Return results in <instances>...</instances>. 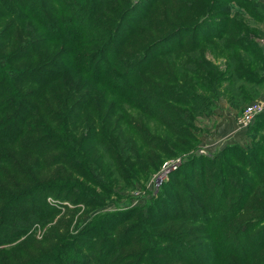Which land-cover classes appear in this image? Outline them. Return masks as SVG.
I'll return each mask as SVG.
<instances>
[{
    "label": "trees",
    "instance_id": "1",
    "mask_svg": "<svg viewBox=\"0 0 264 264\" xmlns=\"http://www.w3.org/2000/svg\"><path fill=\"white\" fill-rule=\"evenodd\" d=\"M169 1L177 13L158 0H0V251L9 250L0 264H167L176 256L153 229L183 202L167 204L171 183L185 187L187 209L214 204L201 216L226 246L214 259L264 264V112L248 127L251 145L190 156L124 228L134 213L90 221L74 236L60 231L67 224L50 226L32 240L34 225L56 213L48 197L102 206L156 169L153 145L169 144L127 108L187 137L221 95L243 108L264 91L260 1Z\"/></svg>",
    "mask_w": 264,
    "mask_h": 264
},
{
    "label": "rangeland",
    "instance_id": "2",
    "mask_svg": "<svg viewBox=\"0 0 264 264\" xmlns=\"http://www.w3.org/2000/svg\"><path fill=\"white\" fill-rule=\"evenodd\" d=\"M151 1L152 0H144L145 6H150ZM161 1L165 3L166 11L167 9H170L172 5V12L177 13V6L173 1L158 0V3ZM158 3L156 5V9L165 13L166 11L163 8L164 4L158 5ZM261 3L264 5L263 2ZM145 6H143L142 8L146 9ZM140 15H138L137 13L132 17L129 16L128 19L130 20L127 21L128 26H132L140 17ZM159 37H161L159 33H155V35L153 34V38L158 39ZM158 50H162V47L154 51L155 53H153L152 55L153 58L158 56ZM158 58L159 56L157 57V59ZM127 111L130 115L141 116L143 124L146 123L147 125L152 127L150 128V133L158 138H164L169 144L170 149H168V151L163 149L164 147L162 143L153 145L159 147L160 149L154 150L160 160V162L156 166V169L154 171H151L147 177L141 176L139 179H137V182H135L132 187H116L115 189H113L111 193L106 194V196L104 197L105 200L102 206H85L81 203L74 205L70 200H57L52 197H48L47 201L55 206L54 208L56 210V213L51 217V220L48 223L34 225L31 236L32 240L35 239L37 244H39L37 241L42 239L50 226H58V224H60L61 226L65 227V225L67 224V227L61 228L60 231H67L70 236H74L77 233L79 234V231L84 228L90 221L95 222L104 219L106 221L108 219L106 218V216L109 215L112 218H116L112 220L117 223L118 221L123 220L127 213L128 215L134 213L133 217H131L130 219H126L121 224H119L121 228H124L127 224L135 221L136 215L138 214L135 211L136 209L142 208V206H145L147 203H149L150 200L157 197L158 193L161 190L160 188L163 182L166 183L169 181V183H171L172 179L175 180V178H177V175H175V173L178 171L180 166L184 165L183 162L186 161L187 158L193 155L211 157L214 154L222 151L216 150L208 154L202 152L203 149L201 147L200 138L202 136V129L199 125V122L203 117L202 115H198L195 118L194 126L189 127V131L186 133L188 134V136L186 135L187 137H184L166 131L162 126H160L154 120L149 119L143 113L140 114L139 112L137 113L136 111H132L128 108ZM155 127H157V129ZM235 163L237 165L239 164L236 161ZM164 167H169V172L166 173V175L160 182H157L158 180H156V176L157 174L162 173ZM79 179L82 181L81 178ZM170 187L174 188V193L170 195L171 193L168 192L169 188L167 189V193H169V196L171 197V201L167 202V204L170 205L175 203L176 200L173 198V196H176L178 200H180L181 195L184 196L182 197L183 202L179 205V208L174 207L173 210L171 209V207H167L170 210L162 211L160 217H158L157 219L159 224H156L155 229H153L157 234L160 233V237L157 241L160 245V248L175 250V253L170 250H166L167 254L176 256V259L171 260L168 263L222 264L221 261H217L216 259H214V257L217 255V253H222L226 246L224 247L223 245H216L215 241L213 240L215 234L214 231L212 230L211 226L205 225L203 222L204 218L207 217L206 215L208 214L206 211L208 209L214 210V204L209 203V201H207L208 203H204L202 201V204H200L202 208L201 211L195 205H191L187 209V191H182L185 187L179 188L178 190L176 189L177 191L175 190V188L177 187L175 185H172V183L170 184ZM188 212L191 216L188 214ZM201 216H203L202 221ZM108 222L111 221H107V223ZM261 224L264 225V222ZM170 238L172 240H179L177 241L179 242V244L180 242L181 244H185L186 242V244L188 245V249L185 250L182 245L178 246V243H172L170 241ZM30 244H32V242ZM257 244V242L253 244V247L255 246V249L257 248ZM141 248V245H136L130 248H124V251L127 254L128 250H140ZM245 248L241 249L242 252L243 250L249 249ZM2 249L5 250L0 251V258L2 255L8 254L9 252V250H7L8 246ZM188 251L194 252L195 257L192 259L188 258L184 261L183 257L187 256L186 252Z\"/></svg>",
    "mask_w": 264,
    "mask_h": 264
},
{
    "label": "crops",
    "instance_id": "3",
    "mask_svg": "<svg viewBox=\"0 0 264 264\" xmlns=\"http://www.w3.org/2000/svg\"><path fill=\"white\" fill-rule=\"evenodd\" d=\"M258 1L264 3V0ZM233 6L234 11H236L238 5L234 3ZM258 25L264 30V22H260ZM263 39L264 36L263 38H259L261 45ZM254 101L264 103V91ZM245 107L246 105L243 108L232 106L224 95H221L214 101L212 111L202 115L203 117L199 122L202 129V136L200 137L201 147L204 153L208 154L216 150H222L227 145L232 144L251 145L253 139L248 134V128H243L237 123V118Z\"/></svg>",
    "mask_w": 264,
    "mask_h": 264
},
{
    "label": "built area",
    "instance_id": "4",
    "mask_svg": "<svg viewBox=\"0 0 264 264\" xmlns=\"http://www.w3.org/2000/svg\"><path fill=\"white\" fill-rule=\"evenodd\" d=\"M262 47L264 52V39L262 40ZM263 111H264V103H261L259 101L251 102L248 105H246L242 113L238 116L237 123L243 128H248L250 125L254 123L256 116ZM202 152H204V150H202ZM168 172H169V167H164L162 173H159L156 176V180H158L157 182H160Z\"/></svg>",
    "mask_w": 264,
    "mask_h": 264
}]
</instances>
